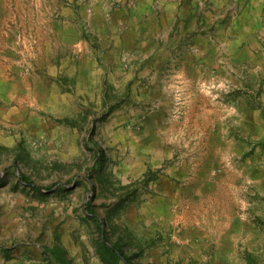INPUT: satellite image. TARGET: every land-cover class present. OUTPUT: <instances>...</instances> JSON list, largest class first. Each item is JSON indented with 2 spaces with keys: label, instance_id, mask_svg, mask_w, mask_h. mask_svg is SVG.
<instances>
[{
  "label": "rangeland",
  "instance_id": "374dc122",
  "mask_svg": "<svg viewBox=\"0 0 264 264\" xmlns=\"http://www.w3.org/2000/svg\"><path fill=\"white\" fill-rule=\"evenodd\" d=\"M29 4L0 0V264H127L103 235L130 264H264V0H201L186 38L195 64L184 71H198L213 143L192 147L190 128L168 148L170 161L184 153L198 156L199 168L211 162L195 211L154 206V182L166 164L144 170L132 148L112 145L128 137L109 128L112 114L124 105L128 113L140 109L133 90L106 83L90 97L70 77H34L38 37ZM173 52L185 61L181 49ZM185 102L183 95L167 101L172 138ZM150 120L147 133L166 138L158 116ZM148 149L151 157L157 148ZM20 175L46 189L30 188ZM215 203L221 210L211 212ZM172 210L184 223L170 234L163 221Z\"/></svg>",
  "mask_w": 264,
  "mask_h": 264
},
{
  "label": "crops",
  "instance_id": "0c3cea01",
  "mask_svg": "<svg viewBox=\"0 0 264 264\" xmlns=\"http://www.w3.org/2000/svg\"><path fill=\"white\" fill-rule=\"evenodd\" d=\"M200 1L26 0L30 3L28 16L34 19V34L38 37L35 54H32L34 77L41 72L42 76L51 78L70 77L78 82V94L90 97L99 95L106 83L133 90V99L140 104V109L137 107L128 113V106L124 105L122 110L112 114L108 124L112 131L124 130L128 137L111 141L112 145L132 148L130 157L136 158L144 170L161 169L166 164L154 182L156 200H151L154 206L161 208L192 206L195 211V206L203 203L205 182L212 178L210 175L213 173V170L206 173L211 162H203L199 168L198 156L193 158L183 153L170 161L172 151L168 148L174 139L184 140V132L179 130L190 128L196 134L189 142L192 147L211 146L213 143L211 138H206L208 134L205 132L210 130V124L203 118L208 109L206 113L205 106L199 101L206 92L195 79L198 71L190 74L184 71L185 67L193 69L195 64L193 48L186 38L195 29L194 14ZM179 49L185 61L173 52ZM195 84L199 85L197 90ZM179 95L184 96L186 106L180 127L172 138L173 121L169 120L174 119L170 114L174 108L167 101L174 102ZM143 103L148 107H142ZM154 103H159V110ZM142 108L146 110L147 117H143L141 123L139 115L145 114ZM153 115L158 116L162 126L160 130L167 134L166 138L156 139L147 133ZM141 128L140 132L132 131ZM150 147L157 148L151 157ZM199 179L204 182L191 189L194 181ZM209 207L211 212L221 210L216 203ZM173 212L168 213L169 216L166 214L163 221L170 234L184 223L174 219ZM226 214L225 220L230 221L228 209ZM214 215L217 219L218 215Z\"/></svg>",
  "mask_w": 264,
  "mask_h": 264
},
{
  "label": "trees",
  "instance_id": "16d2710c",
  "mask_svg": "<svg viewBox=\"0 0 264 264\" xmlns=\"http://www.w3.org/2000/svg\"><path fill=\"white\" fill-rule=\"evenodd\" d=\"M97 152H98L97 156L100 157L101 160H103L104 152L100 148L97 150ZM19 179H20L21 182H23L24 184H26L27 186H29L32 189L39 190V191L46 189V188H41L39 185H37L36 183L32 182L31 180H29L24 175H20ZM57 186H58V184H54L51 188H54V187H57ZM51 188H48V189H51ZM85 209H86V212L89 215H91L92 218L97 219L98 216L96 215V212L94 211L92 205H86ZM103 240L105 242L106 247H108L115 255H117L118 257L123 259L127 264H130L129 259L124 254H122L121 252H118L117 250H115L114 247L110 246V243H109L106 235H103Z\"/></svg>",
  "mask_w": 264,
  "mask_h": 264
}]
</instances>
